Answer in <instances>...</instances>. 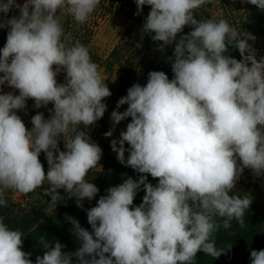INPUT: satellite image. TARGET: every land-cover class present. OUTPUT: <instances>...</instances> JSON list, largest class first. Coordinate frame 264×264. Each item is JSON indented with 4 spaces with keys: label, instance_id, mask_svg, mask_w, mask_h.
<instances>
[{
    "label": "clouds",
    "instance_id": "obj_1",
    "mask_svg": "<svg viewBox=\"0 0 264 264\" xmlns=\"http://www.w3.org/2000/svg\"><path fill=\"white\" fill-rule=\"evenodd\" d=\"M211 2L135 0L136 15L150 6L142 30L162 42L161 50L174 44L173 78L149 72L146 85L130 87L111 113L113 127L131 118L111 148L121 164L141 175L109 187L87 210L91 231L66 214L80 247L66 252L58 240L41 237L45 251L35 264H73V258L75 264H195L199 253L216 259L231 250V244L217 247L214 234L231 228L233 220L244 227L252 198L235 191L236 183L245 169L264 176V57L257 59L251 33L225 19H197L195 10ZM245 2L264 11V0ZM99 5L0 0L4 17L19 11L0 20V28L9 29L0 49V86L19 93L0 92V207H7L8 192L43 189L56 204L63 189L78 208L99 192L86 176L102 149L87 130L104 116L103 101L112 93L87 47L68 43L58 17L82 25ZM185 26L192 30L177 39ZM229 46L241 59L227 54ZM61 70L64 83L57 82ZM29 99L37 109L53 105L49 118L43 112L32 116L31 129L17 114ZM148 175L158 183L147 182ZM141 188L145 195L134 207ZM23 237L0 216V264H33L31 253L22 250ZM250 264H264V249L251 251Z\"/></svg>",
    "mask_w": 264,
    "mask_h": 264
},
{
    "label": "trees",
    "instance_id": "obj_2",
    "mask_svg": "<svg viewBox=\"0 0 264 264\" xmlns=\"http://www.w3.org/2000/svg\"><path fill=\"white\" fill-rule=\"evenodd\" d=\"M150 12V6L145 5L141 14L136 15L137 5L135 0H100V5L89 17L86 23L77 24L69 16L58 13V17L68 36V43H81L89 51L91 59L103 71L113 78L109 86L112 95L103 101L107 105L104 116L98 120L87 131L91 140L97 143L102 149V156L99 164L86 176V179L94 183L99 192L91 201L85 199L83 208L76 206V198L69 197L63 190L61 197L56 204L51 203L50 197L46 196L43 189H37L25 196L21 204L11 199V192L6 193L8 200L7 207H0V216L11 229H19L24 233L22 250L31 253L30 259L35 264L37 256H42L45 249L40 245V238L55 242L59 241L65 245L64 251L74 252L80 247V242L72 232V224L66 219L71 216L77 219L80 225L91 231L87 222V210L96 206L97 200L106 195V189L119 185L128 177L138 179L141 174L132 168L122 166L116 161V153L111 148V140L119 139L121 131L126 130L131 118H126L113 127L111 113L116 110L119 99L127 95V90L134 84L146 85L148 73L151 71H163L171 80L174 76L169 57L173 55L174 44L159 48L162 42H153L152 34L145 33L143 29L144 20ZM18 16L19 11L14 10L7 18ZM197 19H225L230 26L240 31L251 33L254 41H249L256 52L264 48V11L259 10L250 3H241V0H212L195 10ZM110 19H118L124 23V28L117 42L110 49L105 57H101L91 48L92 39L98 28ZM8 28H0V49L6 43ZM192 30L191 26H185V35ZM228 55L241 59L239 51L229 46ZM55 67V66H54ZM3 75V74H2ZM66 73L61 70L57 75V82L64 83ZM18 90L9 88L6 93ZM34 101H26V108L20 110V115L26 127L31 129V118L38 112H43L45 118H49V109L53 105L49 103L46 107L39 109L34 107ZM127 105L119 108V111L126 110ZM109 130L113 131L111 137L104 134ZM60 148L64 146L63 140L59 142ZM125 143V148L127 147ZM44 168H48L44 153L39 157ZM153 185L158 183L157 179L148 175V181ZM47 187V186H45ZM241 196L247 194L252 198L250 208L245 213V224L241 227L235 220L229 229L222 227L214 234L217 247H224L231 244V250L226 251L219 258H212L203 253L196 257L195 264H250V253L252 250L264 249V176H255L250 169H245L236 183V190ZM145 192L141 188L134 199L133 206L142 203ZM75 264V258H73Z\"/></svg>",
    "mask_w": 264,
    "mask_h": 264
},
{
    "label": "rangeland",
    "instance_id": "obj_3",
    "mask_svg": "<svg viewBox=\"0 0 264 264\" xmlns=\"http://www.w3.org/2000/svg\"><path fill=\"white\" fill-rule=\"evenodd\" d=\"M24 2L25 0H17V3L21 5ZM14 10L10 11L8 15L12 13ZM6 18L7 17H4V15L0 13V20ZM123 28H124V23L118 19H110L104 22L98 28L92 39L91 48L93 52H96L101 57H105L110 51V49L113 47V45L117 42ZM256 56L257 59H259L260 57H264V48H261L258 52H256ZM98 69L102 75V78L106 80L105 83L109 87L113 83V78L108 76L99 66ZM0 75H2V73H0ZM9 88L10 87H8L7 85L0 86V92L6 93ZM61 150H64V146L61 148ZM47 169L48 168H45V172L47 171ZM25 196L26 195L20 193L11 192V199L18 204H21L24 201Z\"/></svg>",
    "mask_w": 264,
    "mask_h": 264
},
{
    "label": "crops",
    "instance_id": "obj_4",
    "mask_svg": "<svg viewBox=\"0 0 264 264\" xmlns=\"http://www.w3.org/2000/svg\"><path fill=\"white\" fill-rule=\"evenodd\" d=\"M128 147H129V146H127L126 148H128ZM127 156H128V152L125 153V158H127ZM116 161H117L118 164H120V165H122V166H125V165L121 164V163L117 160V158H116Z\"/></svg>",
    "mask_w": 264,
    "mask_h": 264
}]
</instances>
